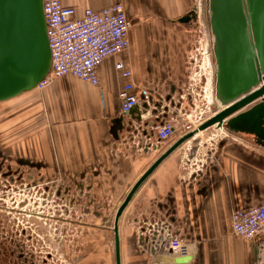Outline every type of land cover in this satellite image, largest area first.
I'll use <instances>...</instances> for the list:
<instances>
[{"label": "crops", "instance_id": "crops-1", "mask_svg": "<svg viewBox=\"0 0 264 264\" xmlns=\"http://www.w3.org/2000/svg\"><path fill=\"white\" fill-rule=\"evenodd\" d=\"M263 1L249 2L253 4L257 39L264 36V16L258 11ZM61 2L78 14L85 9L100 11L116 3L123 4L131 23L129 49L103 61L97 70V87L65 76L41 92L34 89L1 102L0 164L20 168L21 174L23 169L31 176L49 180L53 190L61 189L62 184L68 195H78L79 200L70 204V210L81 213L77 226L98 229L100 234H93L92 238L99 242L107 238L110 243L111 236L113 244L112 228L108 226L111 221L99 214L89 223L87 215L112 213L113 227L116 211L139 178L189 133L180 123L171 138L159 141L155 126L161 125L169 113L155 99L147 107L142 102L129 114L122 115L119 93L129 80L120 76L115 64L129 66L133 82L138 86L151 85L155 96L166 103L170 101L174 107L181 105L183 109L187 99L192 108L186 78L194 40L193 21H179L190 13L194 3L193 0ZM239 4L238 0L234 7L239 10L236 17L242 21L244 13ZM225 8L229 10L228 3ZM231 18L235 23L236 18ZM223 31L237 35L240 42L235 46L240 48L242 44L243 52L250 56L245 45L248 41L244 36L241 38L244 30L235 31L228 25ZM260 43L258 39L257 46L262 52ZM230 44L223 47L217 75V81L219 78L225 86L241 82L242 71L247 73L249 68L248 62L242 61L236 67L234 52H226L232 47ZM245 111L233 114L219 126L231 136L218 140L214 150L217 163H208L200 170L194 165L199 141L203 143L220 131L213 126L178 147L143 182L119 222L121 264H258L255 245L233 236L230 223L233 211L264 205V140L243 121ZM162 223L192 243L188 258L152 256L149 230Z\"/></svg>", "mask_w": 264, "mask_h": 264}, {"label": "rangeland", "instance_id": "rangeland-1", "mask_svg": "<svg viewBox=\"0 0 264 264\" xmlns=\"http://www.w3.org/2000/svg\"><path fill=\"white\" fill-rule=\"evenodd\" d=\"M237 1L193 0L196 8V18L192 22L194 40L190 54V70L186 78V90L189 89V92H187L190 94L193 88L196 95L192 101L194 107H189L187 99L184 105V112L192 113V119L201 118V120H205L210 118L261 85V80L257 77L256 67H264V36L258 37L259 41L261 40L260 47L263 61H260L256 66L253 57L256 56L255 60L257 59L258 62V39L255 35L257 27L254 10L252 9L253 4L249 3L252 0H239L240 11L244 13L242 21H239L238 17H236L239 10L234 7V4ZM227 3L229 5L232 3L230 11L225 8ZM258 11H261L264 16V1L263 4H260ZM228 16H230V20ZM231 17L236 18V22L239 24L238 28L245 31L241 38L244 36L246 41H248L245 45L250 50V56L247 55L246 51L245 53L243 52L242 44L240 48L235 46L240 42L237 35H229V30L228 33L223 31L224 28H228L229 22L232 21ZM262 28L264 29V19ZM225 44L232 46H229V50H226V52H234V63L237 64V68L238 62H248V72L242 71L239 77L241 82H234L236 86H233L235 84H227L220 87L219 78L217 81L223 47L228 48ZM208 65L212 69L211 89L208 87ZM235 71L237 72V70ZM223 75L227 78L226 80H229L227 74ZM206 76L207 90L204 92V79ZM192 80L194 81L193 86L191 84ZM189 84H191L192 88L189 87ZM209 89L213 97L212 102H210L208 96ZM37 91L41 92L40 90ZM261 102L263 103L264 99L251 103L244 108L246 110L244 113L251 112ZM246 136L248 137V135ZM18 170L20 168L8 165L4 167L3 163L0 164V264H114L111 236L110 243L107 242V238H102V243L95 239L94 236L92 238L93 234H100L99 230L90 226L86 228L77 226L76 221L81 214L77 210L73 212L71 209L68 220L63 224L48 221L49 218L47 216H49L51 211V203H49L47 198L51 197L53 193L52 184H47L49 180L37 178V187L34 189L31 181L26 177L28 171L23 169L21 171L24 185L16 184L18 176L21 174ZM17 171L18 173H16ZM49 182L51 183V181ZM48 185L51 188L50 194H39ZM10 189H13V192L21 189V195H16L17 199L3 197L4 191H9ZM35 192L37 193L35 194ZM18 203L19 206L26 205L27 207L25 209H10L16 207ZM59 203L61 202H57V204ZM99 214L102 215V219L111 221L108 226L109 229L112 228V213L91 212V214L87 215L86 221L92 222L94 216H99ZM101 236L103 237L104 234H101ZM107 255H110V259H107ZM84 256L94 257L95 259H85L83 258ZM258 264H264V252Z\"/></svg>", "mask_w": 264, "mask_h": 264}, {"label": "built area", "instance_id": "built-area-1", "mask_svg": "<svg viewBox=\"0 0 264 264\" xmlns=\"http://www.w3.org/2000/svg\"><path fill=\"white\" fill-rule=\"evenodd\" d=\"M42 8L51 65L47 76L37 85L36 90L43 91L54 80L65 76H71L94 87L99 86L97 70L103 61L129 49L131 23L127 19L123 4L116 3L100 11L85 9L78 14L76 9L64 6L61 0H42ZM115 69L122 78L129 80L119 93L122 115L129 114L142 102L147 107L154 99L161 109L165 108L169 113L161 125L155 126L159 141L171 138L175 126L180 123L184 131L191 132L208 119H192L193 114L184 112L185 109H182L181 105L176 108L173 103H169L170 101L166 103L162 97H156L151 85H136L129 66L119 62L115 64ZM204 80L205 92L207 76ZM191 84L193 86V80ZM191 84H189L190 88H192ZM195 95L192 88L188 95L191 102ZM192 107H194L193 102ZM215 127L220 131L209 136L203 143L199 141L196 151L198 159L194 161L195 169H197L196 165L200 170L208 163H217L214 150L218 140L231 136L219 125ZM60 190L63 198L61 195L55 198L56 190H53L51 197L47 198L51 203L52 217H56L58 211L70 210L71 202L80 198L78 195H68L62 184ZM61 199L64 203L59 206L57 202ZM230 223L233 236L255 245L259 261L264 252V205L233 211L230 215ZM149 236L150 253L154 257L169 256L171 259H184L190 256L192 243L184 240L168 224L154 225L149 230Z\"/></svg>", "mask_w": 264, "mask_h": 264}, {"label": "water", "instance_id": "water-1", "mask_svg": "<svg viewBox=\"0 0 264 264\" xmlns=\"http://www.w3.org/2000/svg\"><path fill=\"white\" fill-rule=\"evenodd\" d=\"M196 18V8L180 19L187 23ZM258 65L262 52L257 46ZM51 65L50 50L46 36L42 0H0V103L14 99L23 93L34 90L47 76ZM257 77L261 85L237 99L231 105L207 119L197 129L182 136L167 151L154 161L135 185L115 213L113 227L114 264H121L119 222L121 216L139 187L151 173L178 147L192 139L199 132L215 125L221 126L233 114L243 110L257 100L264 99V67L257 66ZM225 86L220 82V87ZM223 89V88H222ZM224 93V89H223ZM226 96V94H224ZM135 108V107H134ZM137 109V108H136ZM131 112V111H130ZM247 126L264 138V102L255 106L251 112L241 116Z\"/></svg>", "mask_w": 264, "mask_h": 264}, {"label": "flooded vegetation", "instance_id": "flooded-vegetation-1", "mask_svg": "<svg viewBox=\"0 0 264 264\" xmlns=\"http://www.w3.org/2000/svg\"><path fill=\"white\" fill-rule=\"evenodd\" d=\"M263 140H264V138H263ZM262 140V141H263ZM26 177L27 178H29V180L31 181V184L33 185V187H34V189H36V187H37V185H36V183H37V178L36 177H34L33 175L31 176L30 174H26ZM22 180H24V178H23V174H19V176H18V181H16V184L18 183L19 185H24V183L22 182ZM48 183L47 184H49V185H51L52 183H50L49 181H47ZM46 186L45 187V190H43L42 192H40L39 194H42V195H44L45 193H47V195L48 194H50V190H51V188H50V186ZM53 186V185H52ZM33 189V190H34ZM20 191H21V189H18V191L17 192H13V189H10L9 191H4V193H3V197H7V198H9V199H11V198H14V199H17V197H16V195H21L20 194ZM57 192H56V195H58V197L61 195V198H63V196H62V192H61V190L60 189H57L56 190ZM37 192H35V194H36ZM32 195V194H31ZM12 196V197H11ZM58 202H61V203H59L60 205L59 206H62L63 205V203H64V200H59ZM4 203H5V201H4ZM27 206L26 205H24V206H19V203L16 205V207H14V208H10L11 210H14V209H16V208H26ZM20 212V211H19ZM69 216H70V210H62V211H58V214H57V216H56V218L53 216H51V213L49 214V216H47V218H49V220L48 221H50L51 223H60V224H63L64 222H66L67 220H68V218H69ZM58 217V218H57ZM36 218V217H35ZM55 218V219H54ZM56 219L58 220V221H56ZM68 224V223H67ZM36 240V239H35Z\"/></svg>", "mask_w": 264, "mask_h": 264}, {"label": "bare ground", "instance_id": "bare-ground-1", "mask_svg": "<svg viewBox=\"0 0 264 264\" xmlns=\"http://www.w3.org/2000/svg\"><path fill=\"white\" fill-rule=\"evenodd\" d=\"M232 4V3H231ZM230 4V5H231ZM229 5V4H228ZM230 5H229V10L231 9L230 8ZM238 26H239V24L237 23V22H235V23H233L232 21L230 22V24H229V27L230 28H232V29H234L235 28V31H236V29L238 28ZM208 71H209V78H208V87L211 89V87H212V78H211V75H212V69H211V66L210 65H208ZM210 89H209V100H210V102H212L211 100H213V97L211 96L212 94H211V91H210ZM213 96H214V93H213ZM214 101H215V98H214Z\"/></svg>", "mask_w": 264, "mask_h": 264}]
</instances>
